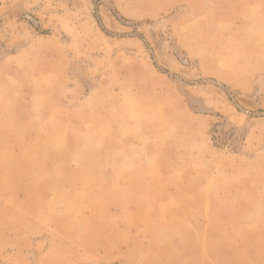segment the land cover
<instances>
[{
    "label": "rangeland",
    "instance_id": "1",
    "mask_svg": "<svg viewBox=\"0 0 264 264\" xmlns=\"http://www.w3.org/2000/svg\"><path fill=\"white\" fill-rule=\"evenodd\" d=\"M0 264H264V0H0Z\"/></svg>",
    "mask_w": 264,
    "mask_h": 264
}]
</instances>
